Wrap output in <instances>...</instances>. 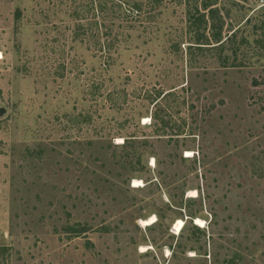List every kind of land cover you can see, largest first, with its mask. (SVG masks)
Segmentation results:
<instances>
[{
	"label": "rangeland",
	"instance_id": "rangeland-1",
	"mask_svg": "<svg viewBox=\"0 0 264 264\" xmlns=\"http://www.w3.org/2000/svg\"><path fill=\"white\" fill-rule=\"evenodd\" d=\"M89 1L0 0V264H264V0Z\"/></svg>",
	"mask_w": 264,
	"mask_h": 264
},
{
	"label": "trees",
	"instance_id": "trees-1",
	"mask_svg": "<svg viewBox=\"0 0 264 264\" xmlns=\"http://www.w3.org/2000/svg\"><path fill=\"white\" fill-rule=\"evenodd\" d=\"M92 1V0H91ZM89 1V3H91ZM149 6H155L159 0H145V1H138V0H98L97 2H93L94 7L95 4L97 5V10L99 16L105 14L107 10L111 13H115L118 9L120 13L117 14L118 18H122L123 20L127 21L129 19L136 18V16H140L142 9L144 8V4ZM209 6V5H208ZM211 6V5H210ZM90 9L91 6L89 5ZM100 32V30L98 31Z\"/></svg>",
	"mask_w": 264,
	"mask_h": 264
},
{
	"label": "bare ground",
	"instance_id": "bare-ground-1",
	"mask_svg": "<svg viewBox=\"0 0 264 264\" xmlns=\"http://www.w3.org/2000/svg\"><path fill=\"white\" fill-rule=\"evenodd\" d=\"M189 154H192V151H188ZM155 164V163H154ZM134 186H142V181L140 179H135L134 180ZM198 195V191L196 189H193L190 191L189 196L190 197H195ZM157 221V217L155 215H151L148 218L141 219L140 223L144 226L153 224ZM185 220L183 218H178L175 222L174 225V231L178 234L182 231V229L185 226ZM195 223L198 224L199 226H204L205 225V220L201 217H195ZM148 248H151V246H146L142 245L141 251H146Z\"/></svg>",
	"mask_w": 264,
	"mask_h": 264
},
{
	"label": "water",
	"instance_id": "water-1",
	"mask_svg": "<svg viewBox=\"0 0 264 264\" xmlns=\"http://www.w3.org/2000/svg\"><path fill=\"white\" fill-rule=\"evenodd\" d=\"M5 112V108L4 107H0V115H2Z\"/></svg>",
	"mask_w": 264,
	"mask_h": 264
}]
</instances>
